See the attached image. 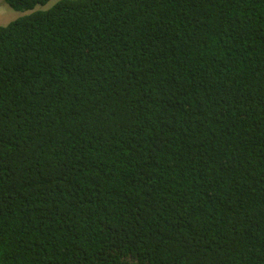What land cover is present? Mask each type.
<instances>
[{"label":"trees","instance_id":"trees-1","mask_svg":"<svg viewBox=\"0 0 264 264\" xmlns=\"http://www.w3.org/2000/svg\"><path fill=\"white\" fill-rule=\"evenodd\" d=\"M0 264H264V0L0 25Z\"/></svg>","mask_w":264,"mask_h":264},{"label":"rangeland","instance_id":"rangeland-1","mask_svg":"<svg viewBox=\"0 0 264 264\" xmlns=\"http://www.w3.org/2000/svg\"><path fill=\"white\" fill-rule=\"evenodd\" d=\"M59 0H50L45 5H37L33 10H15L10 7L5 0H0V25L6 26L19 17L30 14L32 11L39 9L44 10L55 5Z\"/></svg>","mask_w":264,"mask_h":264}]
</instances>
